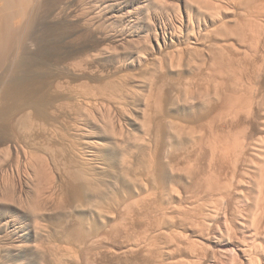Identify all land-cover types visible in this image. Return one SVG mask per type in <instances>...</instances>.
<instances>
[{
    "label": "bare ground",
    "instance_id": "bare-ground-1",
    "mask_svg": "<svg viewBox=\"0 0 264 264\" xmlns=\"http://www.w3.org/2000/svg\"><path fill=\"white\" fill-rule=\"evenodd\" d=\"M73 1L0 0V264H35L47 244L60 248L55 264H142L162 241L173 264H264V0H86L96 21L124 29L117 46L134 45L117 70L147 81L122 74L90 96L58 78L39 95L22 89L25 67L77 54L64 45L73 34L48 35L64 33ZM204 69L206 94L190 75ZM175 76L201 91L185 84L193 100L176 104L199 110L188 127L163 103ZM130 87L148 92L135 114Z\"/></svg>",
    "mask_w": 264,
    "mask_h": 264
},
{
    "label": "rangeland",
    "instance_id": "rangeland-1",
    "mask_svg": "<svg viewBox=\"0 0 264 264\" xmlns=\"http://www.w3.org/2000/svg\"><path fill=\"white\" fill-rule=\"evenodd\" d=\"M71 4H73L72 6H71ZM88 3H87V1L86 0H74L73 1V3H70L69 4V6L67 7V8H69V9H67L66 8V24H65V30H64V33H63V31H58V30H56V31H58V33L55 31V29H53V31H55L56 33H54L53 31H49L48 30V35H49V39H51L54 43H57V44H59L60 43V39H61V36L63 35V34H65L66 33V35L68 36V35H71V34H73L74 36H72V39H71V37L69 38V40L67 39L66 41L67 42H65V46H66V48H72V49H74L76 52H74V53H77V54H75V56H70V59H69V57H67L66 58V63L65 62H63V60L61 61V59H60V61H61V63H57V68L58 69H56V66H55V68H53L54 66H53V64L54 63H56L55 61H51V60H49L48 59V61L49 62H47L46 63V61H43L44 60V58L43 57H41L39 60H42V62H45L43 65L42 64H39L38 65V67L39 66H41V68L39 69V68H37L36 70V72L37 73H35V75L33 74V73H28V72H32L33 70H28V69H26V67L24 68V70L26 69V70H28V72L27 71H25L24 72V70L22 69V73H24V74H22L21 75V77L18 75V77L20 78V80H19V78H17L18 80V82L20 81V85H19V83H18V85H19V87H21L22 89H25V90H27V91H29V92H32V94H37V95H39L38 93H41L42 92V90L43 89H51V87H53L54 85H53V83H55V81L57 80V78L58 79H60L59 81L60 82H63V83H61L62 84V88H64V86H65V89L66 90H76V91H78V93H81V95L83 94V93H85L86 94V96H90V95H87V92L88 91H91V88L90 87H92L93 88V90L94 89H96V87H98V85L100 86V87H103L104 85V87H106V86H111L110 85V83L112 84V83H114V84H117L118 82H116V81H118V80H116L117 78L118 79H120V78H123L124 77V75H127V76H131V72H133L132 74H134V72L135 71H131L132 69L131 68H126V70L128 71V72H125L126 70L125 69H121V70H117V68L119 69V67H117L118 65H119V63L121 64V63H124L125 61V55H127L128 54V52H129V50L131 51L133 48H134V45H131V44H129L128 46H127V44H126V46H127V48L125 47V48H123V47H119V46H117V44H116V41L118 40V39H120L121 38V36H122V32H123V28L122 29H120L121 28V26L119 27V25H117V24H111V23H106L105 21H100V23H99V21L97 22L95 19H98L95 15V13H96V11H94L93 10V8L92 7H90L89 5H87ZM74 6V7H73ZM86 8V9H85ZM151 9L152 10H154V11H151ZM150 9V11L151 12H153V13H151L152 14V16H153V18L155 19V18H159V17H157V16H160V17H163L164 19H166V14L165 13H163L162 12V10H158V8H155V7H153V8H151ZM158 10V11H157ZM93 11V12H92ZM155 11L159 14H157V13H155ZM160 11V12H159ZM84 12V13H83ZM86 12V13H85ZM93 13V14H92ZM157 14V15H156ZM164 14V15H163ZM151 16V15H150ZM69 17V18H68ZM93 17H94V19H93ZM151 19H152V17H151ZM85 21H88L87 23L89 24V22L92 24V23H94L92 26H90V27H86L85 26V29H84V23H85ZM102 22V23H101ZM103 22H105V24L103 23ZM73 23V24H72ZM98 23V24H97ZM87 24V25H88ZM96 24V25H95ZM101 24V25H100ZM75 25V26H74ZM80 25V26H79ZM98 25V26H97ZM100 25V26H99ZM116 25V26H115ZM97 26V27H96ZM109 26V27H108ZM90 28V29H89ZM118 29H120V30H122V31H120V30H118ZM51 30V29H50ZM80 30V31H79ZM116 30V31H115ZM59 32H62V34H60ZM89 32V33H88ZM95 32V33H94ZM118 32V33H117ZM52 34V35H51ZM82 34V35H81ZM94 34V35H93ZM58 37H57V36ZM86 35V36H85ZM100 35V36H99ZM115 35H117V36H115ZM98 36V37H97ZM103 36V37H102ZM51 37V38H50ZM53 38V39H52ZM56 38H60V39H56ZM56 40V41H55ZM59 43H58V42ZM84 41V42H83ZM115 41V42H114ZM71 44V45H70ZM94 44V45H93ZM69 45V46H68ZM110 45V46H109ZM71 46V47H70ZM111 46H112V48H111ZM117 46V48L115 49V47ZM131 46H133V48H131ZM81 48V49H80ZM88 48V49H87ZM121 49V50H120ZM104 50H105V52H104ZM83 51V52H82ZM108 51V52H107ZM113 51V52H112ZM128 51V52H127ZM91 52V53H90ZM115 52H118L117 53V57H116V53ZM73 53V54H74ZM93 53V54H92ZM111 53V54H110ZM115 55V57L113 56V54ZM118 54H119V56H121V57H119L118 56ZM124 54V55H123ZM98 55H99V57H98ZM123 55V56H122ZM88 56V57H87ZM109 56V57H108ZM72 57V58H71ZM95 57V58H94ZM98 57V58H97ZM75 58V59H74ZM87 60H86V59ZM89 58V59H88ZM120 58V59H119ZM47 59V58H46ZM45 59V60H46ZM91 59V60H90ZM113 59V60H112ZM78 60H79V62H78ZM95 60H97V61H95ZM108 60H110V61H108ZM121 60V61H120ZM123 60V61H122ZM246 60H249L250 61V59H246ZM94 61V62H93ZM108 61V62H107ZM120 61V62H119ZM41 62V61H40ZM54 62V63H53ZM62 62H63V65H66V64H68V66H67V68L69 67H71L70 66V64H75V66H77V68H78V71H76V74H77V72H78V74H81V75H76V74H70V73H67L66 74V72H68V71H66V72H63L60 68H63V67H61V66H63V65H61L62 64ZM76 62H77V64H76ZM90 62V63H89ZM119 62V63H118ZM248 62V61H247ZM65 63V64H64ZM70 63V64H69ZM249 63V62H248ZM78 64H80V66L78 65ZM104 64V65H103ZM118 64V65H117ZM58 65H59V67H58ZM98 66V67H97ZM102 66V67H101ZM114 66V67H113ZM46 67V68H45ZM65 68H66V66H64ZM73 67H74V65L71 67V70H73L74 72H75V70L77 69L76 67H75V69H73ZM95 67V68H94ZM43 68V69H42ZM52 68V69H51ZM83 69V70H81V69ZM93 68H94V70H93ZM106 68V69H105ZM111 68V69H110ZM38 69H39V71H38ZM45 69H47V70H45ZM51 71H50V70ZM60 69V70H59ZM95 69H97V70H95ZM101 69V70H100ZM116 69V70H115ZM43 70V71H42ZM57 70H59V71H62L59 75H57ZM50 71V72H49ZM93 71V72H92ZM96 71V72H95ZM103 71V72H102ZM110 71V72H109ZM119 71V72H118ZM121 71V72H120ZM41 72V73H40ZM47 72H49V73H51L52 72V76L49 74V73H47ZM53 72L54 73H56V74H53ZM81 72V73H80ZM95 72V73H94ZM109 72V73H108ZM130 72V73H129ZM204 75L202 74V72H199L198 74H190L191 76H193V77H195V78H199V79H197V80H199V85H200V88L201 87H203V89H204V86H206L208 89H209V87L208 86H211L212 85V83H211V78L209 77L210 75H208L207 74V70H205L204 69ZM211 72V71H210ZM111 73V74H110ZM121 73V74H120ZM125 73H127V74H125ZM128 73H129V75H128ZM139 73V75H137ZM138 73L136 72V74H134L136 77H138V76H141L140 77V79L141 78H143L144 80H142V81H145V79H146V76L143 74V73H141V71H138ZM27 74V75H26ZM33 74V75H32ZM50 76H49V75ZM70 74V75H69ZM118 74V75H117ZM122 74H124L123 76H122ZM185 74V73H184ZM189 74L187 75V79H190V77H188L189 76ZM55 75H57V76H55ZM61 75H62V77H61ZM73 75V76H72ZM102 75H104V76H102ZM108 75V76H107ZM112 75V76H111ZM120 75V76H119ZM143 75V76H142ZM186 75V74H185ZM185 75H182V76H184V78H185ZM203 75V76H202ZM44 76V77H43ZM59 76V77H58ZM114 76V77H113ZM118 76V77H117ZM133 76V75H132ZM78 77V78H77ZM34 78V79H33ZM53 78V79H52ZM74 78V79H73ZM182 78L183 77H178V76H175V78L173 79V80H171L170 82V86L169 87H171V85L173 84V86L169 89V87H167L166 88V90H165V93H167L168 92V98L169 97H171V98H169V100L171 99V100H173L172 101V103H174L175 105L176 104H183V102L185 101L184 99H186V98H189V97H191V96H188L189 94H190V92H189V94H188V92H187V89H186V86H185V84H187V82H186V80H184L183 79V81H182ZM195 78H193V80L192 81H196V80H194ZM208 78H210V79H208ZM29 79V80H28ZM47 79V80H46ZM65 79H66V82H65ZM204 79V80H203ZM205 79H206V81H208V83H209V85H208V83L205 81ZM62 80V81H61ZM113 80V81H112ZM109 81H111V82H109ZM115 81V82H114ZM146 81H147V79H146ZM145 81V82H146ZM185 81V82H184ZM33 82V83H32ZM109 82V83H108ZM169 82V81H168ZM191 82V81H190ZM205 84L204 86H201V84H203V83ZM206 82V83H205ZM16 83V84H17ZM27 84V85H26ZM68 84V85H67ZM102 84V85H101ZM175 84V85H174ZM194 85V84H198L197 82H191V85ZM17 85V86H18ZM35 85V86H34ZM53 85V86H52ZM64 85V86H63ZM113 85V84H112ZM191 85H188L187 84V87L189 86V90L191 89L192 91V93H199L200 94V88H198V86H196V85H194V86H192L193 88H191L190 86ZM30 86V87H29ZM42 86V87H41ZM67 86V87H66ZM175 86V87H174ZM180 86H181V88H180ZM88 87V88H87ZM195 87H197V88H195ZM206 87H205V89H206ZM34 88V89H33ZM41 88V89H40ZM130 88H132V87H130ZM129 88V89H130ZM212 88V86L210 87V89ZM33 89V90H32ZM45 89V90H46ZM85 89H88L87 91H85L84 90V92H83V90ZM133 89V88H132ZM135 90H136V88H134ZM133 89V90H134ZM140 89V88H139ZM138 89V90H139ZM180 89V90H179ZM197 89H199V90H197ZM202 89V88H201ZM202 89V90H203ZM204 89V90H205ZM241 89H244V88H241ZM81 92H80V91ZM138 90H136V91H134V92H138ZM145 92H143V91ZM168 90V91H167ZM207 90V89H206ZM206 90L204 91V93L206 92ZM34 91V92H33ZM40 91V92H39ZM129 91H131V90H129ZM181 91V92H180ZM195 91V92H194ZM197 91V92H196ZM200 91V92H199ZM132 93V92H131ZM140 93V94H139ZM146 94L147 93V95H148V92L146 91V88H141L140 90H139V92H138V94H139V97H138V95L135 93V97H138V98H140L139 100H138V98L136 99L135 98V100H138V104H136V103H134V102H137V101H134V99H131V102H132V100H133V104L132 103H128V104H130L129 106H128V108L130 109V111H131V113L132 114H135L136 113V111H141L142 109L141 108H144L143 106V104L144 103H140V102H144V100L145 99H143V97H146L144 94ZM179 95V97L177 96V94ZM185 93V94H184ZM201 93L202 94V96L200 97V95L199 94H197V95H195L194 97H195V99L194 100H196V98H197V100L195 101V103H197L198 105H199V107H201V105L202 104H204V102L203 101H205V94L207 93ZM88 94H91V92L89 93L88 92ZM176 94V95H175ZM84 95V94H83ZM82 95V96H83ZM144 95V96H143ZM181 95V96H180ZM183 95H185V97H183L184 99H182V96ZM176 96V97H175ZM142 97V98H141ZM175 97V98H174ZM134 98V97H133ZM168 98L167 97H165V95H164V104H165V106L168 108V109H170V111H171V114L174 116V117H176V119H175V122L176 123H182L183 121H184V123L185 124H188L187 126H185L184 125V123H182V125H184V127H188L189 125H190V123H186V121L187 120H185V119H188V120H194V119H192L193 118V116H194V114L195 113H199V110L197 109L196 110V112L195 113H190V114H188L187 113V111L185 112H183V111H180V112H182V113H180L178 110H177V106L178 105H173L172 103L170 104V101L168 100ZM193 98V96L190 98V99H192ZM168 101H167V100ZM182 100H184L182 103H181V101ZM193 100V99H192ZM199 102V103H198ZM137 105V106H135V105ZM197 104H196V106H197ZM141 105V106H140ZM174 107H173V106ZM133 106V107H132ZM180 106H182V105H180ZM176 107V108H175ZM179 107V106H178ZM136 108V109H135ZM172 108H173V110H172ZM174 108H175V110H174ZM180 108V107H179ZM79 113H80V111H79ZM188 115H187V114ZM180 114V115H179ZM182 114V115H181ZM178 115H179V117H178ZM183 115H187L186 117L185 116H183ZM180 116H181V119H180ZM189 116H192V117H189ZM184 117V118H183ZM190 119H189V118ZM183 119V120H182ZM178 120H180V122L178 121ZM71 121V120H70ZM178 121V122H177ZM182 121V122H181ZM72 123L74 124V123H77V121L74 119V120H72ZM182 125H174V126H172L174 129L175 128H179V126H182ZM140 127V126H139ZM139 127H133L132 128V130H133V132L134 133H137L138 131V133L137 134H144L143 132H142V130H141V127L139 128ZM172 127H171V129H172ZM184 127L182 126V128L184 129ZM181 128V127H180ZM179 128V129H180ZM181 128V129H182ZM182 129V130H183ZM138 130V131H137ZM141 130V131H140ZM136 131V132H135ZM184 131V130H183ZM185 131H188V129L186 128L185 129ZM183 133V132H182ZM187 133V132H186ZM140 134V135H141ZM184 134H185V132H184ZM184 134H182V135H184ZM175 135V134H174ZM187 135V134H186ZM186 135H184V136H186ZM233 136V135H232ZM254 136H256L257 138H258V136L257 135H254ZM234 137V136H233ZM255 137V138H256ZM203 150L205 151V147L203 146ZM28 223H30V225H33V222L31 223V221H29ZM159 239H161L160 237H158ZM157 237H156V240L158 239ZM46 240V239H45ZM44 240V241H45ZM155 240V242H154V244H155V246H156V244L157 243H159L160 241L159 240H157L156 241ZM46 242H48V241H46ZM46 242L44 243V244H46ZM162 244V245H161ZM164 243H163V241H162V243L160 242L159 243V245L157 244V246L156 247H153L154 249V256L152 257V256H149V258L148 257H146V260H144V262L142 263V264H165L164 263V261L166 262V264H173L172 263V261H170V257L171 256H169L166 252H165V250H166V246H164L163 245ZM3 246L4 245V241L2 242V239H0V246ZM53 245V244H52ZM52 245H50V247H48L49 245L47 244L46 246L44 245L43 247H41L42 249H43V251H42V255H41V251H39L40 253H38L39 255H35V256H37V257H34L33 256V261H34V263L35 264H37V262H38V264L40 263V264H42V261H43V263H44V258H45V260L47 261V263H45V264H55V263H53L54 262V260H51L50 261V259H52V258H54V256L52 257V254L53 253H50V252H55L56 254L58 253L59 254V250L58 249H60L58 246H57V251H54V250H56V246H54V248L52 247ZM160 246V247H159ZM162 246H164V247H162ZM54 249V250H49V253L51 254V256H49V253H48V249ZM159 247V248H158ZM46 248V249H45ZM164 248H165V250H164ZM41 249V250H42ZM181 249H185V250H182V252L184 251H186L185 253L183 252H181ZM180 250L178 249L177 251H178V253H177V256L179 257V259H180V256H179V254L181 255V258H182V256H184V254H186L187 253V251H189L190 249H188V247H182ZM187 249V250H186ZM195 251H199L198 253H200V254H202L203 255V253L204 254H206V251H203L200 247H198V248H196V250ZM157 252H160V253H162V254H160V256H159V258L158 259H156V258H154L157 254ZM176 252V251H175ZM179 252H181V253H179ZM45 253V254H44ZM54 253V254H55ZM174 253V252H173ZM173 253L171 254L172 255V257H175V256H173ZM176 254V253H175ZM41 255V256H40ZM45 255V256H44ZM163 255V256H162ZM164 255H165V258L166 257H169L168 258V260H169V262H168V260L167 259H163V257H164ZM43 257V258H40V257ZM161 256H162V259H161ZM176 256V257H177ZM203 256H205V255H203ZM51 257V258H50ZM152 257V258H151ZM157 257V256H156ZM184 257H187L186 255L184 256ZM182 258L183 260L185 259V258ZM40 258V259H39ZM50 258V259H49ZM43 259V260H42ZM48 259H49V261L51 262V263H48L49 261H48ZM147 259L149 260V261H147ZM161 259V260H160ZM186 259H188V258H186ZM186 259L184 260L185 262H186ZM207 259V258H206ZM35 260L37 261V262H35ZM41 260V261H40ZM64 261L65 260H67L65 257H64V259H63ZM164 260V261H163ZM45 261V262H46ZM53 261V262H52ZM137 260H135V259H131V261L130 262H136ZM65 262H67V261H65ZM64 262V263H65ZM130 262H128L129 264H131ZM152 262V263H151ZM204 262L206 263L207 262V260H204ZM65 264H67V263H65ZM115 264H125L124 262H119V263H115ZM135 264V263H134ZM185 264H187V263H185Z\"/></svg>",
    "mask_w": 264,
    "mask_h": 264
}]
</instances>
